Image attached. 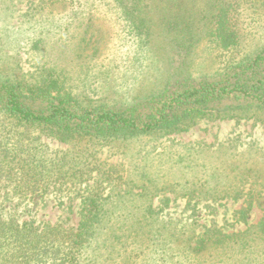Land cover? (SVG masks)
Segmentation results:
<instances>
[{"label":"trees","instance_id":"1","mask_svg":"<svg viewBox=\"0 0 264 264\" xmlns=\"http://www.w3.org/2000/svg\"><path fill=\"white\" fill-rule=\"evenodd\" d=\"M63 1L70 0H43L39 8L56 7ZM105 1L123 19L128 34L138 40L137 51L148 47L155 26L163 25L172 34L173 46L185 52L183 62L170 72L163 87L128 104L79 99L65 70H59L53 60L30 77L20 72V63L0 64L4 200L17 196L36 201L51 189L79 191L90 172L85 158L90 143L106 145L141 135L185 131L200 119L264 124V0ZM201 45L215 51L218 67L194 76L189 57ZM45 138L73 148L53 149ZM92 169L101 174L80 195L75 227L32 219L21 222L0 210V264H127L126 259L118 260L127 251L118 243L122 236L136 237V233L154 242L155 253L170 248V264H264V216L259 225L236 234L209 228L194 244L186 239L181 251L173 245L179 238L173 239L172 233L159 243L161 228L152 226L154 205L132 209L125 205L128 195H133L131 188L117 196L104 194V182L123 178L113 176L116 166L102 170L94 165ZM150 182L143 181L141 188H150ZM254 201L251 195L249 206ZM250 210H241L239 216L246 217ZM119 227H126L128 233L116 234ZM88 254L96 255L95 260L88 259ZM235 254L244 256L245 263Z\"/></svg>","mask_w":264,"mask_h":264},{"label":"rangeland","instance_id":"2","mask_svg":"<svg viewBox=\"0 0 264 264\" xmlns=\"http://www.w3.org/2000/svg\"><path fill=\"white\" fill-rule=\"evenodd\" d=\"M70 1L56 7L45 4L41 10L43 0H0L1 66L20 63V72L30 77L53 60L59 70H65L79 99L128 104L163 87L170 72L183 62L185 52L173 46L172 34L163 25H156L148 47L137 51L138 40L128 34L123 19L114 8L109 10L105 0ZM189 59L194 76L218 67L215 51L202 45L193 49ZM45 139L53 149L73 148ZM86 150L88 164H81L90 172L79 191L51 189L36 201L17 196L4 200L7 189L0 187V210L21 222L32 219L75 227L80 195L101 174L92 168L104 170L114 165L113 176L123 178L114 181L120 184L112 188L114 182H104V194L117 196L131 188L134 196L126 194L125 205L131 209L154 205L152 226L161 228L159 243L172 233L173 239L179 238L173 245L181 251L186 239L194 244L209 228L236 234L259 225L264 216V124L254 120L200 119L185 131L141 135L106 145L90 143ZM145 180H151L148 189L141 188ZM251 195L255 201L249 206ZM249 208L246 217L239 216ZM125 229L119 227L116 234L128 233ZM142 236L146 235H126L120 241L115 237L122 251L127 250L118 260L170 264L172 250L155 253L154 242ZM173 253L177 254L176 249ZM96 255L88 254V259L95 260ZM235 258L245 263L244 256L235 254Z\"/></svg>","mask_w":264,"mask_h":264}]
</instances>
